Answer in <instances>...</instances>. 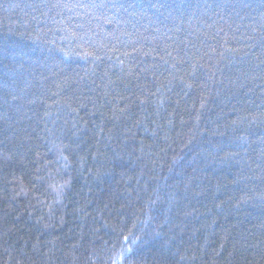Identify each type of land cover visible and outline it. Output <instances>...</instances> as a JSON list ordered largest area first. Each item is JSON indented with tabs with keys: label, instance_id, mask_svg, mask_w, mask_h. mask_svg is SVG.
I'll use <instances>...</instances> for the list:
<instances>
[{
	"label": "trees",
	"instance_id": "16d2710c",
	"mask_svg": "<svg viewBox=\"0 0 264 264\" xmlns=\"http://www.w3.org/2000/svg\"><path fill=\"white\" fill-rule=\"evenodd\" d=\"M55 2L0 0V264H264V0Z\"/></svg>",
	"mask_w": 264,
	"mask_h": 264
},
{
	"label": "snow or ice",
	"instance_id": "6c2138e0",
	"mask_svg": "<svg viewBox=\"0 0 264 264\" xmlns=\"http://www.w3.org/2000/svg\"><path fill=\"white\" fill-rule=\"evenodd\" d=\"M46 7L49 8V10L52 9H64V8H68L69 10H71L72 8H84L86 10H88L97 20L103 18L104 22L107 24H112V23H120V20L116 17H109L107 15H105V12L108 9H112L115 12H120V11H127L128 8L133 7L132 5H127L125 6V4L121 3L120 0H107V2H105V0H100V2H96V0H88L87 3H75V4H68V3H61L60 0H56L55 3H51V4H46ZM195 7V6H194ZM233 7H247V5H233ZM97 13H99V15H97ZM43 15H46L44 13H42ZM132 15H136L135 12L131 13ZM97 27H99V25H97ZM259 30L261 32V42L264 43V13L261 14L260 16V22H259ZM253 33H255L257 31V27L254 26L252 29ZM108 36H110L112 38L113 41H115L116 43H105V42H100L98 44L96 43H89L88 41H84V44H86L88 47L85 48L82 52L77 53V55L84 60H88L89 58H92L94 61L97 60H101L102 56L105 55L106 53H115L119 51V47L118 45H124V46H128L130 41L127 40H122L121 37L123 36H128L131 37L132 33L124 31V30H119V35H117L114 32L112 33H108ZM77 38L76 34H73V39ZM252 39H255V37H251ZM79 39L83 40V37H79ZM167 47V46H166ZM91 49V50H89ZM61 51H63V49H61ZM152 51H155V49H153ZM234 51V49L232 50ZM132 52L133 53H137L140 52V50H138L137 48L133 47L132 48ZM140 54L144 55V56H150L152 54V52H140ZM64 55L67 57L69 55L68 52H64ZM122 55L124 57H129L131 55V53L125 51L122 53ZM167 57V58H166ZM109 59H111V56H108ZM159 59L161 61H163L164 64H167L170 71H169V76H171L173 79H175V73L178 72L180 69L178 67V65H182L184 63L183 59H177L176 56H173L172 51H166L165 54L163 56H160ZM169 59L172 61L171 64H169ZM117 63L121 66V71H124V65H125V60L124 59H120L119 57H117ZM151 67V66H150ZM193 69H195V65H193ZM141 71H147V69H142ZM126 75H131V69H128V72L125 73ZM107 75V73H106ZM181 79H183L181 77ZM171 80L168 81L169 84H171ZM109 83H112V81L110 80ZM189 87L191 85H188ZM164 87V84H160L157 87V93L160 92V88ZM157 93H151V95L155 96ZM126 97L121 96L120 100L124 101L126 100ZM140 103L143 104L144 100H140ZM130 106V105H129ZM127 110V106L124 108H120L119 111L120 112H124ZM61 158L64 159L65 161L67 160L66 156L61 155ZM129 239V237L125 236L124 237V241L127 242ZM131 251V249H127V248H121L118 256L119 258H123L125 257L129 252ZM113 264H118V258L114 259Z\"/></svg>",
	"mask_w": 264,
	"mask_h": 264
}]
</instances>
